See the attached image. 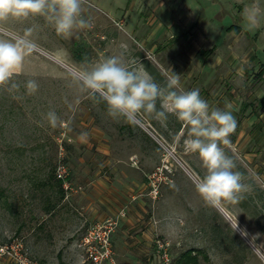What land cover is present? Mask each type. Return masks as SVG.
Returning <instances> with one entry per match:
<instances>
[{"label": "rangeland", "instance_id": "rangeland-1", "mask_svg": "<svg viewBox=\"0 0 264 264\" xmlns=\"http://www.w3.org/2000/svg\"><path fill=\"white\" fill-rule=\"evenodd\" d=\"M164 1L84 0L82 16L93 26L75 31L70 38L57 35L40 16L9 20L0 29L14 39L26 28L35 29L30 37L33 52L26 59L24 72L14 77L20 84L19 91L0 87V245L20 241L23 252L38 264H88L83 261L84 255L73 256L70 233L64 234L63 225H59L65 216L64 197L69 202L75 193L86 190L85 184L74 180V169L79 166L74 157L82 154L99 158L102 152L98 149L101 146L77 140L81 133L90 134L89 125L81 123L88 114L86 122L101 127L114 158L101 174L116 183L117 170L126 171L134 194L119 214L94 221L83 230L78 244L83 254L82 238L92 224L117 220L116 231L122 218L129 216L131 203L141 197L149 209L146 214L158 220L159 229L152 239L142 240L143 252L138 251L137 257L130 247L131 238L126 237L130 255L119 262L115 251L116 264H177L179 256L189 250L196 254L197 263L188 264H264V108L258 105L264 96V80L256 78L260 67L250 58L252 51L244 35L225 40L209 57L196 50L193 38L168 44L169 35L178 33L183 39L192 14L187 10L179 16L185 0H166V5H160ZM246 2L251 5L254 0ZM259 5L264 9V0H259ZM152 12L169 31L164 34L166 40L157 39L161 46L155 51L132 32L137 20L143 25ZM258 26L264 30V16ZM213 41L208 37L201 49ZM114 55L122 56L142 73L154 67L157 72L151 77L162 86L173 71L180 75L185 91L199 89L201 98L213 108L223 109L226 102L234 105L237 127L229 137L231 146L221 147L235 160V170L244 175L249 190L237 203L222 202L229 217L219 206L206 204L197 193L195 184L206 169L198 154L185 151L183 141L188 130L176 116L169 114L162 123L143 114L137 122L128 123L124 118L110 117L103 102L96 103L78 92L71 79L75 71ZM217 57L222 58L221 63L216 62ZM30 79L39 85L32 95L25 87ZM77 97L79 105L69 108ZM243 102L253 105L241 112ZM49 111H54L64 125L52 128L46 119ZM60 162L69 166L70 188L57 178ZM141 183L145 184L142 193ZM123 211L125 216L121 215ZM161 243L168 245L163 248ZM0 264L14 263L4 258Z\"/></svg>", "mask_w": 264, "mask_h": 264}, {"label": "clouds", "instance_id": "clouds-1", "mask_svg": "<svg viewBox=\"0 0 264 264\" xmlns=\"http://www.w3.org/2000/svg\"><path fill=\"white\" fill-rule=\"evenodd\" d=\"M83 3L84 0H0V29L9 20L26 21L40 16L57 35L70 38L75 31L93 26L82 16ZM242 16L248 30L258 27L264 16L259 0L246 6ZM34 31L33 27L26 28L24 34H18L15 39L0 31V87L7 86L9 92L19 91L20 84L14 81V77L24 72L26 59L33 52L34 42L30 37ZM71 79L78 92L85 94L87 99L103 102L113 119L124 118L126 122L134 123L143 114H148L163 123L169 114L176 116L188 130L183 141L185 151L198 154L206 169L195 188L209 206L217 207L222 202L237 203L249 190L243 182L244 175L235 170V160L221 147L231 146L229 137L237 127L231 102H226L223 109L213 108L201 98L199 89L185 91L180 75L171 71L162 86L147 73L132 67L131 62L126 63L122 56L101 58L86 68L77 69ZM25 87L32 95L39 85L30 79ZM79 103L77 97L68 106L73 108V104ZM46 119L52 128L64 125L54 111H49ZM87 135L81 133L82 138Z\"/></svg>", "mask_w": 264, "mask_h": 264}, {"label": "crops", "instance_id": "crops-1", "mask_svg": "<svg viewBox=\"0 0 264 264\" xmlns=\"http://www.w3.org/2000/svg\"><path fill=\"white\" fill-rule=\"evenodd\" d=\"M160 5H166V0L161 2ZM184 5L185 9L183 8V11L182 9L179 11V16L189 10L192 17L188 20L189 31L185 32L183 39L179 38V34L177 33V36L175 34L169 35L166 40L164 34L169 33V31L166 30L167 28L162 22L157 20L154 12L147 15L143 21V25L137 20L132 32L138 33L137 39L142 41V43L150 44L153 51L158 50L161 46L157 41L160 37H164L166 42L171 45L178 43V40H181L180 42L182 40L188 42L193 38L192 40L196 42V50L200 51V54L205 57L215 54L224 44L225 40H233V38L239 35H244L248 39L252 51L250 58L261 68V64L264 63V57L260 56L259 53L264 56V40H261L259 31L264 35V30L257 28L248 30L245 26L242 13L245 7L248 6L246 0H185ZM197 26L199 28L195 32L194 30ZM208 37H211L212 41L214 40L213 44L201 49L205 44L207 45ZM216 62L221 63L222 58L219 57ZM146 73L151 76L148 68L146 69ZM256 78L264 80V76L259 77L258 72L256 73ZM252 105L251 102H243L241 103L240 111L246 112ZM259 107L264 108L261 105ZM88 117V114L82 117L81 123L89 125L87 127L91 129L89 131L90 134L85 138L79 135L77 140L88 146H101L98 149L102 150V152H100L99 158H88L82 154L74 157L77 163H79L78 169H74V180L77 183L85 184L86 190L75 193L69 202H65L66 199L64 197L63 203L65 207L63 209L65 210V214L64 212L63 214L65 216H63L60 221L61 224H59L63 225L64 234L68 235L70 233L69 242H74L69 245L71 253L73 256L76 255L81 258H83L84 254L78 244L86 227L94 221L104 220L110 216L119 214L125 204L131 202V196L134 194V186L131 184L126 171L120 172L114 165L119 174L116 177V183L108 181V177L105 174L103 175V173L101 174L103 168L114 158H112V154L109 152L110 145L107 142L105 133L94 122H89L88 124L86 122ZM101 161L102 165H100ZM133 183L138 184L135 180H133ZM138 186H140L139 192L142 193L145 184L141 183ZM145 205L146 202L141 197L134 203H131L129 216L122 218L117 230L114 232L113 241L119 262L130 255L126 250L127 247L124 241L126 237L129 236L131 238L130 247L134 250L133 256L137 257L140 256L138 251L143 252V248L140 245L142 240L152 239V236L159 229V224L158 227L156 225L158 220L146 214L149 212V209ZM221 205L219 207L229 217L230 215L224 210L225 206ZM68 210L71 211L70 220H68L70 216L67 214ZM234 224L245 234L235 221ZM69 225L72 226L70 230Z\"/></svg>", "mask_w": 264, "mask_h": 264}, {"label": "built area", "instance_id": "built-area-1", "mask_svg": "<svg viewBox=\"0 0 264 264\" xmlns=\"http://www.w3.org/2000/svg\"><path fill=\"white\" fill-rule=\"evenodd\" d=\"M57 178L65 188L71 186V176L69 166L63 162L58 164L56 170ZM122 216L126 213L121 212ZM118 221L107 219L104 222L92 224L82 238L81 246L84 248V263L88 264H116L115 250L112 240V234L115 231ZM163 248L168 244H160ZM166 262L170 258L165 254ZM9 258L14 264H38L31 260L27 253L23 252V244L20 241L13 240L10 243L0 245V261Z\"/></svg>", "mask_w": 264, "mask_h": 264}, {"label": "trees", "instance_id": "trees-1", "mask_svg": "<svg viewBox=\"0 0 264 264\" xmlns=\"http://www.w3.org/2000/svg\"><path fill=\"white\" fill-rule=\"evenodd\" d=\"M149 71L151 72L152 75H156L157 70L154 67H149ZM258 76L259 77L264 76V63L261 64V68L258 71ZM259 105L264 106V96L259 100ZM190 262L197 263V256L196 254H193L192 250L183 252L179 256L177 264H188Z\"/></svg>", "mask_w": 264, "mask_h": 264}, {"label": "water", "instance_id": "water-1", "mask_svg": "<svg viewBox=\"0 0 264 264\" xmlns=\"http://www.w3.org/2000/svg\"><path fill=\"white\" fill-rule=\"evenodd\" d=\"M143 124V123H142Z\"/></svg>", "mask_w": 264, "mask_h": 264}]
</instances>
